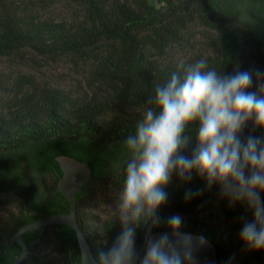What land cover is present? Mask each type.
Listing matches in <instances>:
<instances>
[{
	"label": "trees",
	"instance_id": "1",
	"mask_svg": "<svg viewBox=\"0 0 264 264\" xmlns=\"http://www.w3.org/2000/svg\"><path fill=\"white\" fill-rule=\"evenodd\" d=\"M81 9L71 21H53L0 8V55L25 51L43 58L65 57L86 64L83 90L34 86L9 89L0 79V264L21 253L15 233L37 219L69 213L57 192L58 159L89 165L91 180L76 195V220L95 258L115 241L122 226L94 208L101 188L119 193L122 176L111 170L123 140L135 131L154 95L174 72L205 59L224 74L264 71V0H73ZM248 91H257L254 78ZM187 134L193 136L195 125ZM264 138V129L244 128ZM191 146L185 154H190ZM191 189L200 192L189 201ZM175 214L158 210L152 234L171 231L168 220L182 218L180 231L205 237L216 248L217 264H264V250H250L237 224L254 219L243 204L229 206L219 185L207 189L193 176L167 186ZM264 198V197H262ZM145 229H137L142 252ZM27 252L20 264H80L74 230L44 226L20 235Z\"/></svg>",
	"mask_w": 264,
	"mask_h": 264
},
{
	"label": "clouds",
	"instance_id": "2",
	"mask_svg": "<svg viewBox=\"0 0 264 264\" xmlns=\"http://www.w3.org/2000/svg\"><path fill=\"white\" fill-rule=\"evenodd\" d=\"M254 78L257 91H248ZM147 105L135 131L122 142L121 158L111 166L122 176L112 210L122 231L98 260L82 253L80 264H196L195 252L207 241L182 233L179 215L168 220L171 234H152L173 176L186 184L195 175L207 189L219 185L229 206L245 205L254 219L243 224L240 238L250 250H264V138L241 137L249 122L254 130L264 129V71L229 75L200 59L157 85ZM193 124L194 146L187 134ZM199 194L189 189L184 199ZM141 227L142 252L136 246Z\"/></svg>",
	"mask_w": 264,
	"mask_h": 264
},
{
	"label": "rangeland",
	"instance_id": "3",
	"mask_svg": "<svg viewBox=\"0 0 264 264\" xmlns=\"http://www.w3.org/2000/svg\"><path fill=\"white\" fill-rule=\"evenodd\" d=\"M0 8L21 14H36L53 21H71L81 13L73 0H0ZM85 72V63L65 57L43 58L29 51L7 57L0 55V79L11 90L30 84L62 88L75 93L83 90ZM116 196L112 188L100 189L94 204L99 217L113 216ZM162 207L170 213H176L170 205ZM237 227L241 231L243 225L237 224Z\"/></svg>",
	"mask_w": 264,
	"mask_h": 264
},
{
	"label": "water",
	"instance_id": "4",
	"mask_svg": "<svg viewBox=\"0 0 264 264\" xmlns=\"http://www.w3.org/2000/svg\"><path fill=\"white\" fill-rule=\"evenodd\" d=\"M58 162L60 164L62 176L59 178L57 183V192L63 195V197L68 201L70 205L69 213L49 215L22 226L15 233L11 241V244L19 245L22 251L11 264H20L27 252L26 245L20 239V235L31 230L51 225H65L72 228L76 234L80 255L82 253H88L90 257L95 258L93 250L79 229L76 220V195L91 180V169L88 164L79 162L72 158L60 157ZM165 232L171 234V231H161L154 233L153 236H159ZM190 235L199 236L195 234ZM206 241L207 243L195 252L196 264H217L216 248L207 239Z\"/></svg>",
	"mask_w": 264,
	"mask_h": 264
}]
</instances>
